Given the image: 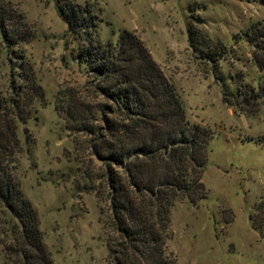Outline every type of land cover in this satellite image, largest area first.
<instances>
[{
    "label": "rangeland",
    "instance_id": "374dc122",
    "mask_svg": "<svg viewBox=\"0 0 264 264\" xmlns=\"http://www.w3.org/2000/svg\"><path fill=\"white\" fill-rule=\"evenodd\" d=\"M62 7L97 21L99 45L133 33L174 85L188 122L211 137L201 175L206 197L173 201L167 254L176 264H264V107L249 115L227 106L219 80L233 91V80L264 81L244 35L264 20V0H0V96L28 118L16 121L12 174L38 215L52 263L112 264L108 243L118 237L94 137L73 130L65 110L70 99L91 106L104 99L90 66L77 61L86 39L68 33ZM190 30L204 46L226 47L218 63L193 51ZM82 115L74 118L101 125L93 109ZM16 225L0 205V264H13Z\"/></svg>",
    "mask_w": 264,
    "mask_h": 264
},
{
    "label": "trees",
    "instance_id": "16d2710c",
    "mask_svg": "<svg viewBox=\"0 0 264 264\" xmlns=\"http://www.w3.org/2000/svg\"><path fill=\"white\" fill-rule=\"evenodd\" d=\"M58 12L69 34L85 37L77 61L90 66L94 91L104 99L92 106L70 99L72 108L65 110L73 130L94 137L92 155L106 168L105 187L118 235V242L108 243L111 263L176 264L164 247L163 231L175 199L193 204L205 199L201 175L211 137L206 128L188 122L174 85L133 33L122 31L116 42L99 45L94 42L95 19L80 9L69 13L62 7ZM189 32L191 48L205 60L218 63L226 54L224 45L212 49L200 42L196 31ZM244 35L254 48L253 64L264 72V20ZM219 80L227 106L249 115L264 107V81L255 87L233 80V91ZM9 105L15 106L12 99L0 96V205L17 224V242L8 255L14 257L13 264H53L42 244L38 215L12 174L20 148L16 121L25 123L28 118ZM92 109L101 125L74 118ZM247 140L259 143L256 138Z\"/></svg>",
    "mask_w": 264,
    "mask_h": 264
}]
</instances>
